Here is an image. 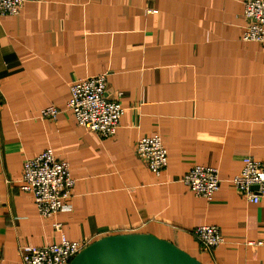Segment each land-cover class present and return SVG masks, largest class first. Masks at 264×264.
I'll list each match as a JSON object with an SVG mask.
<instances>
[{
	"label": "crops",
	"instance_id": "1",
	"mask_svg": "<svg viewBox=\"0 0 264 264\" xmlns=\"http://www.w3.org/2000/svg\"><path fill=\"white\" fill-rule=\"evenodd\" d=\"M148 10H156L151 13ZM243 0H38L0 15V264L19 247L150 234L202 264H264V202L230 184L247 155L264 164V44L243 40ZM105 74L123 114L100 139L65 110L77 78ZM53 105L55 120L40 117ZM158 134L167 165L135 153ZM68 163V210L49 218L20 189L22 163L45 149ZM194 165L218 169L211 199L182 181ZM56 224H60L56 228ZM217 226L212 250L191 234Z\"/></svg>",
	"mask_w": 264,
	"mask_h": 264
},
{
	"label": "built area",
	"instance_id": "2",
	"mask_svg": "<svg viewBox=\"0 0 264 264\" xmlns=\"http://www.w3.org/2000/svg\"><path fill=\"white\" fill-rule=\"evenodd\" d=\"M34 1L38 0H0V15H17L25 3ZM243 16L247 24L242 39L264 44V0H243ZM106 86L105 74L77 78L69 86V99L65 105V110L73 114L79 126L100 139L113 136L123 114L121 104L105 96ZM61 112L63 110L49 105L42 108L39 114L42 118L55 120ZM135 153L155 174H159L167 165V151L157 133L139 138ZM181 181L195 195L207 200L211 199L220 184L218 169L205 165L192 166ZM229 181L247 200L264 202V164L252 156L243 158L240 172ZM73 186L68 163L59 159L52 149H45L34 157L24 159L19 187L32 196L41 217L49 218L58 211L68 210ZM59 225L56 224V228ZM191 234L207 250L223 242L219 228L214 225L197 226L191 230ZM253 243L264 245V241L249 242ZM89 244L88 239L70 241L62 235L58 243L22 245L19 247V256L22 264H69Z\"/></svg>",
	"mask_w": 264,
	"mask_h": 264
},
{
	"label": "water",
	"instance_id": "3",
	"mask_svg": "<svg viewBox=\"0 0 264 264\" xmlns=\"http://www.w3.org/2000/svg\"><path fill=\"white\" fill-rule=\"evenodd\" d=\"M69 264H202L171 242L150 234H115L95 240Z\"/></svg>",
	"mask_w": 264,
	"mask_h": 264
}]
</instances>
